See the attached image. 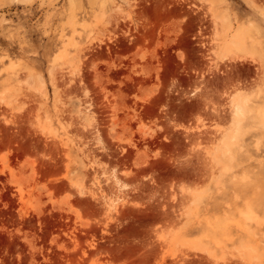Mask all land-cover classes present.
<instances>
[{
  "label": "rangeland",
  "instance_id": "374dc122",
  "mask_svg": "<svg viewBox=\"0 0 264 264\" xmlns=\"http://www.w3.org/2000/svg\"><path fill=\"white\" fill-rule=\"evenodd\" d=\"M0 264H264V0H0Z\"/></svg>",
  "mask_w": 264,
  "mask_h": 264
},
{
  "label": "bare ground",
  "instance_id": "6f19581e",
  "mask_svg": "<svg viewBox=\"0 0 264 264\" xmlns=\"http://www.w3.org/2000/svg\"><path fill=\"white\" fill-rule=\"evenodd\" d=\"M239 112H240V110H239V108L238 107H235V113H236V115L238 116V114H239ZM232 115V114H231ZM216 116V115H215ZM235 118V117H234ZM218 119V118H217ZM195 144V143H194ZM191 148V147H190ZM191 150V149H190ZM192 151V150H191ZM190 153V152H189ZM189 156H191V155H189ZM195 158V160H196V157H194ZM193 158V159H194ZM200 158V157H199ZM198 158V159H199ZM191 159V158H190ZM200 159H202V158H200ZM189 161V160H188ZM191 162H192V159L190 160ZM196 162H198V161H196ZM204 162V161H203ZM196 165V164H195ZM194 165V166H195ZM205 165V164H204ZM190 166V165H189ZM201 166V165H200ZM203 166V165H202ZM192 167V166H191ZM197 168V167H196ZM205 168V167H204ZM203 169V168H202Z\"/></svg>",
  "mask_w": 264,
  "mask_h": 264
}]
</instances>
